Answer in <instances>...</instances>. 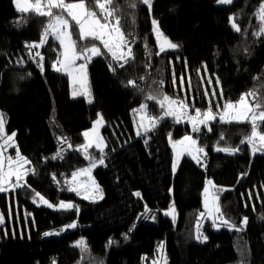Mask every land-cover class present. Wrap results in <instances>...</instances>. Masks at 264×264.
<instances>
[{
	"label": "trees",
	"instance_id": "16d2710c",
	"mask_svg": "<svg viewBox=\"0 0 264 264\" xmlns=\"http://www.w3.org/2000/svg\"><path fill=\"white\" fill-rule=\"evenodd\" d=\"M86 3L99 12L95 0ZM131 3L136 4L134 9L129 7ZM260 3L152 0L150 12L140 0H115L113 7L120 9L117 15L135 59L115 72L109 64L115 67L116 62L105 51L92 59L88 65L92 101L86 103L81 98L70 99L67 76L50 70L59 55L58 44L50 35L39 48L25 46L40 42L48 18L18 12L12 0H0V111L6 114L7 129L16 132L17 146L30 161L29 169L34 170L26 176L25 187L0 193V212L8 226L16 208L31 215L29 234L23 227L20 236L15 226V237L10 232L8 238L3 235L0 264H140L143 255H153L159 240L165 241L167 264H264V152L251 157L250 147L241 144L250 135L251 125L215 119L207 127L201 126L192 135L196 147L204 148L206 155L200 154L201 163L194 159L192 163L181 154L175 172L169 134L173 142L180 141L191 133L189 125L168 117L141 138L135 137L132 125L133 109L142 102L149 105V115L162 112L154 101L145 99L150 92L162 91L172 97L178 90L182 95L179 71L187 96L204 108L212 86L222 102L236 101L252 90L264 96V35L253 34L260 27L255 15ZM230 17L236 18L240 32L232 29ZM153 19L179 45L177 49L156 55L159 48ZM71 23L78 51L98 44L92 39L81 41L78 28ZM37 52L43 56V71ZM172 69L177 90L170 79ZM129 80L137 87L129 86ZM98 112L104 119L105 164L94 175L103 198L88 202L68 191L66 181L89 162L74 148L83 142L82 133ZM64 137L67 143L61 145L58 138ZM227 146L239 151L232 155L216 151ZM181 147L177 145L176 152ZM60 148L63 158L52 159ZM88 151L99 158L95 149ZM205 179L214 184L212 191L225 218L240 227L246 217L247 224L238 232L212 231L210 223H205L201 231L207 239L197 243ZM137 192L140 196L134 195ZM36 193L52 203L71 201L78 212L36 206ZM172 203L176 226L160 212ZM151 215L153 222L143 220ZM72 221L76 222L74 229L41 237L45 229ZM80 239L86 242L87 253L73 247ZM109 240L113 241L110 246Z\"/></svg>",
	"mask_w": 264,
	"mask_h": 264
},
{
	"label": "snow or ice",
	"instance_id": "6c2138e0",
	"mask_svg": "<svg viewBox=\"0 0 264 264\" xmlns=\"http://www.w3.org/2000/svg\"><path fill=\"white\" fill-rule=\"evenodd\" d=\"M16 4L17 11L21 13L32 12L36 15L47 17V23L41 35V40L39 43L26 44L27 48L34 49L39 48L45 44L49 35L53 36L63 49L62 55L63 59L57 58V61L53 63L52 67L55 71L60 72L63 70L66 72L70 78L75 79L74 73H78L86 81V65L90 62L92 57L102 55V50L93 44L90 47H84L82 50H77V42L73 39V24L71 21L75 22V27H78L79 30V39L85 41L89 38L92 40H98L102 45L104 50L111 56L112 61H115V67L113 64H109L110 71L115 72L116 68H124L125 65L129 64L130 61L135 59L133 49L129 46V41L126 38L125 33L122 31L121 27V18L117 15L120 11L118 7H113L115 0H95V8L99 9V12L90 8L86 0H79V2H66V0H35L34 3H21V0H13ZM141 3L146 5L151 12L152 9V0H140ZM220 4H231L233 0H217ZM131 8H135L136 4L131 3L129 5ZM67 13V17L64 15ZM256 18L260 24L259 30L253 33L256 36L264 35V0H261L259 8L255 13ZM70 17V20L68 19ZM25 19L27 17H24ZM230 24L234 31L240 32L241 28L236 22L235 17H230ZM153 32L156 37L157 46L159 51L156 55H159L162 52H165L168 49L175 50L179 47L176 43H173L169 40L160 30L158 22L153 19L152 21ZM134 42V41H133ZM147 48V45H145ZM90 53V55H88ZM31 55V52L29 53ZM36 56L40 57L39 66L41 71H43V56L39 52L36 53ZM77 60H83L84 63L76 65ZM23 78V77H22ZM144 79V77H141ZM175 82V81H174ZM219 81H217V84ZM183 84V80L181 81ZM128 85L132 87H137L135 81L129 80ZM159 88H163V81L159 82ZM143 92V89H139ZM73 96L81 94L77 90H73ZM84 94L89 96L87 88L84 89ZM207 95V93H205ZM215 95V94H213ZM147 101H154L161 109L162 114L160 116H151L147 113L149 107L148 104L142 103L138 109H133L134 113L140 114V122L137 125V135H146L147 133L153 132L160 121L166 117H174L176 123H180L183 118L192 124L193 132L201 131L200 126L205 127L208 124L219 118L221 123H232V122H244L251 125V133L241 140V144H247L252 153L256 154L257 152H264V133L261 132V128H264V96L259 95L256 90L249 91L248 93L243 94L240 97V100L237 103L226 102L222 110H218L216 113L209 108L207 111L201 112L199 109H195V115H188V107L185 101L180 99H174L162 93V91L154 90L145 96ZM234 113V114H233ZM6 114L0 112V193H6L9 191H15L18 188L25 187L26 184H22L21 181L29 174L31 171L34 174L33 169H26L25 165H28L30 161L24 157L19 151L18 146L15 143L16 133L7 134L6 132ZM103 126V117L98 114V119L94 122L93 128L90 131H85L83 136L85 137L86 143L79 146L76 150L82 151L85 159L89 161V167L84 169H79L76 172L72 173V180L66 181L67 190L75 191L77 195H82L83 198H90L89 195H85L77 190L73 186V182L76 181L77 177L83 174L91 173L93 168H96L98 165L105 164V141L102 136L99 135V127ZM211 130V129H209ZM91 136V139L89 137ZM61 145L67 143V138H58ZM221 139H224V136L221 135ZM169 140L172 144L174 152L177 151V145L182 146L181 152L187 150L188 154L192 156V159L196 160L197 163H201L200 154H205L204 148L196 147L197 141L193 139L192 136H184L182 140L173 142L171 140V134H169ZM258 142V143H257ZM147 143V140H145ZM95 146L99 151L100 156L97 159L92 153L88 151L89 148ZM68 147L71 148L72 145L69 143ZM8 148H15V156H6L5 153ZM216 151L225 152L229 155L235 154L239 151V148H233L230 146L227 147H217ZM63 148L58 149L55 156L52 159L63 158L62 157ZM195 153V154H194ZM179 155V153H178ZM174 158L173 160V171L175 172L179 159ZM12 177H15V182H12ZM55 179V177H53ZM93 186L95 187L96 197L99 199L103 198L102 190L98 185L95 184V181H92ZM206 185H212V182L209 180L206 182ZM215 187L214 185H212ZM218 191H223L220 189ZM208 187H205V210L208 212V215L212 216L213 211L209 210L208 207ZM134 195L140 196V193H135ZM36 197H39L37 200ZM93 197V198H96ZM218 199V196L216 197ZM33 203L37 206L45 205L48 208H52L56 211H69L75 209L78 212V208L72 203H66L60 201L59 204H52L47 199H45L39 193H36L33 198ZM149 209L145 206V213ZM175 212L174 206H170L169 210L165 212V215H173ZM204 213L200 214V217H204ZM147 218V217H145ZM199 219L197 221V236L196 239L200 242L206 241L207 237L203 236L199 231ZM264 219V217H262ZM219 220L220 224L224 227H227L230 231H243V227L247 224V218L245 217L240 227L234 226L229 220H227L224 214L221 212L219 206L214 208V218H213V227H217L216 221ZM4 223V217L0 214V225ZM76 224L67 225L65 228H61L59 231L55 232H45L43 235L53 236L59 235L61 232L65 231L68 228H75ZM131 231V229H130ZM127 239V237H125ZM113 243L112 240H109V246ZM73 247L79 248L81 253H87L88 248L86 242L81 239L75 242ZM164 245L161 243L158 245V252H163ZM163 258V257H162ZM165 264H167L166 258ZM55 264V261L53 262ZM153 264H158L157 261H153Z\"/></svg>",
	"mask_w": 264,
	"mask_h": 264
},
{
	"label": "rangeland",
	"instance_id": "374dc122",
	"mask_svg": "<svg viewBox=\"0 0 264 264\" xmlns=\"http://www.w3.org/2000/svg\"><path fill=\"white\" fill-rule=\"evenodd\" d=\"M13 1V0H12ZM35 2V0H21V3L22 4H24V3H34ZM76 2H79V1H76ZM218 4H220V3H218ZM13 5H14V7H15V9L17 10V7H16V4L13 2ZM221 5V4H220ZM19 12V11H18ZM64 15L67 17V13H64ZM69 20H70V17L68 18ZM74 22V21H73ZM75 23V22H74ZM78 28V27H77ZM78 33H79V30H78ZM50 37L58 44V47H59V55H58V57L60 58V59H63V57H62V55H60L62 52H63V49L61 48V46H60V44H59V41H57L53 36H51L50 35ZM89 39H91V38H89ZM98 44H95L97 47H99L102 51H105L106 53H107V51L106 50H104V48H103V45L98 41V40H95ZM92 46V45H91ZM129 46L131 47V45L129 44ZM88 47H90V46H88ZM108 54V53H107ZM88 55H90V53L88 54ZM109 55V54H108ZM101 56V55H100ZM96 57H98V56H94V57H92V59H94V58H96ZM111 57V56H110ZM91 59V60H92ZM91 60H90V62H91ZM57 61V60H56ZM55 61V62H56ZM90 62L89 63H87V65H86V69H85V72H86V81L82 78V77H80L79 76V74L78 73H74V77H75V79H73V78H70L69 77V75L66 73V72H64L63 70H61L60 72H57V71H55L54 69H53V67H52V65H53V63L51 64V66H50V70L51 71H53V72H57V73H62V74H64V75H66L67 76V79H68V90H69V98L70 99H72V100H75V99H84L85 100V102L86 103H90L89 102V96L87 95V94H84V89L85 88H87V90H88V92H90V99H91V101H92V96H91V88H90V80H89V73H88V65L90 64ZM82 63H84V61L83 60H77L76 61V65H79V64H82ZM179 77H180V85H181V91H182V95H179V91L177 90V88H176V85H177V78H176V76H175V72H174V70L172 69V71H171V73H170V79H171V81H172V83H173V86L176 88V96H172V98H174V99H180V100H183V101H185V103L187 104V105H189V107H188V115H190V116H194L195 115V109H199L201 112H203V111H207L209 108H211L212 109V111L214 112V113H216L218 110H222L223 109V106H224V104L226 103V102H222L220 99H219V97L217 96V94H216V91H215V89L213 88V86L211 87V92H210V95H207V107H201L200 105H197L196 103V100L194 99V97L193 96H190V97H188L187 96V94H186V90H185V88H184V82H183V84H181V81L183 80V78H182V74H181V72L179 71ZM175 81V82H174ZM77 90L78 92H80L81 94H79V95H76V96H73V90ZM213 94H215V95H213ZM243 94H245V93H242V95ZM241 95V96H242ZM240 96V97H241ZM240 100V98L238 99V100H236V101H231L232 103H237L238 101ZM142 103H146V102H142ZM142 103H140L139 105H137L136 107H134V109H138L139 108V106L142 104ZM1 112V111H0ZM147 113H148V111H147ZM98 114H100L101 115V113L100 112H98L97 114H96V116H95V118H94V120L92 121V123H91V125H90V127H88L87 129H85L84 131H83V133L85 132V131H90L92 128H93V124H94V122L98 119ZM162 114V112L158 115V116H160ZM234 114V113H233ZM102 116V115H101ZM171 117V116H170ZM166 118H168V117H166ZM217 119H219L218 117H217ZM139 122H140V114H137V113H134V112H132V125H133V132H134V135H135V137L136 138H141V137H145L146 135H140V136H138L137 135V125L139 124ZM235 122V121H234ZM181 123H186V124H188L189 125V127H190V130H191V133H189V134H187L188 136H192L193 137V135H192V133H193V130H192V124L187 120V118L185 117V118H183L182 120H181ZM103 126H104V119H103ZM103 126H100L99 127V135L100 136H102V134H101V130H102V128H103ZM201 126H203V125H201ZM200 126V127H201ZM6 132H7V134H11V133H13V132H15L14 130H8L7 129V127H6ZM16 133V132H15ZM82 133V134H83ZM186 136V135H185ZM184 137V136H183ZM183 137L181 138V140L183 139ZM89 139H91V136L89 137ZM193 139H195L194 137H193ZM15 143H16V139H15ZM86 143V141H85V137L83 136V142L79 145V146H81V145H84ZM258 143V142H257ZM106 144V143H105ZM16 145H17V143H16ZM79 146H77V147H75L74 148V150H76ZM91 148H93V149H95L97 152H99L96 148H95V146L93 145V147H91ZM91 148H89V149H91ZM88 149V150H89ZM20 151V150H19ZM77 151V150H76ZM79 152H81L82 153V151H79ZM178 153H180L179 154V156L181 155V154H184L188 159H191L192 160V156L191 155H189L188 154V152H187V150H185V151H183V152H178ZM259 153H261V152H257L256 154H259ZM5 155L6 156H15V148H8L7 149V151H6V153H5ZM250 155H251V157H253L255 154H253L252 153V151H251V149H250ZM24 156V155H23ZM25 157V156H24ZM97 158V157H96ZM97 159H99V158H97ZM179 159V158H178ZM29 164L28 165H25V168L26 169H29ZM98 166H100V165H98ZM97 166V167H98ZM87 167H89V162H88V164L86 165V166H83V167H81V168H79V169H84V168H87ZM96 167V168H97ZM96 168H93L92 169V171H91V173H90V175L89 174H83V175H80L79 177H77V179H76V181H74L73 182V186L74 187H76L77 188V190L79 191V192H81V193H83V194H85V195H89V197L90 198H88V199H85V198H83V196L82 195H77V192H75V191H70V192H72V193H74L78 198H80V199H82V200H85V201H88V202H99V201H101L102 199H99L98 197H96V194H95V187L93 186V184H92V181H95V184L96 185H98V182H97V180H96V178H95V175H94V170L96 169ZM79 169H77V170H79ZM76 170V171H77ZM76 171H74V172H76ZM73 173V172H72ZM26 178V177H25ZM25 178H24V180L23 181H21V183L23 184L24 182H25ZM12 179V182H15V177H12L11 178ZM69 180H72V174H71V176L68 178V181ZM207 181H209L208 179H205V181H204V186H203V189H202V193H201V208H202V211L199 213V215H198V218H200L199 219V225H200V227H199V231H200V233H202L203 234V236H205L206 237V235H205V233L203 232V231H201V228L203 227V225L205 224V223H210V228H211V230L212 231H218V230H220L221 228H226V229H228L227 227H224V226H222L221 224H220V221L219 220H217L216 221V223H217V227H213V218H214V208L216 207V206H219V202H218V199H216V197H217V195L215 194V193H213V191H212V189L214 188L212 185H214V184H212V185H206V182ZM99 186V185H98ZM208 187V194H207V200H208V207H209V210H212L213 211V215L212 216H210V215H208V212H206V210H205V199H206V196H205V187ZM68 187V186H67ZM100 188V187H99ZM9 192H11V191H9ZM6 193H8V192H6ZM93 197H96V198H93ZM37 198V200L39 199V197H36ZM45 198V197H44ZM46 199V198H45ZM48 200V199H47ZM49 201V200H48ZM61 201H64V202H66V203H72L71 201H65V200H61ZM50 202V201H49ZM59 202L60 201H58L57 203H52V202H50V203H52V204H54V205H56V204H59ZM16 204V206H17V202L15 203ZM35 204V203H34ZM72 204H74V203H72ZM36 206H37V204H35ZM41 207H46V208H48L47 206H45V205H40ZM170 206H174V204L172 203ZM170 206H168L167 208H165V209H161L160 210V212L162 213V214H164L165 215V212H167L168 210H169V207ZM220 207V206H219ZM174 208H175V206H174ZM49 209H51V210H53L52 208H49ZM56 211V210H55ZM62 211V210H61ZM201 213H204L205 215H204V217H200V214ZM0 214H1V212H0ZM165 216H167L170 220H171V222H172V224L174 225V226H176L177 225V213H176V209H175V212H174V214L173 215H165ZM146 216H144V219L143 220H145V221H151V222H153L154 221V216L153 215H151L150 217H148V218H145ZM9 226L6 224L7 222H6V220L4 219V223L2 224V225H0V240L2 239V237H3V235H4V238H8V235H9V232H10V234L12 235V237H15V230H16V227H17V231H18V233H19V235L20 236H22V234H23V227H24V230H25V232H27L28 234H29V224L31 223V215H30V213L28 212V211H26V210H23V211H19V209L18 208H16L14 211H13V213L9 216ZM73 222H75V221H72L71 223H69V224H72ZM69 224H65V225H60V226H56V227H50V228H47V229H45L43 232H42V235H41V237L43 238V239H45V238H50V237H53V236H58V235H53V236H47V237H45L43 234L45 233V232H55V231H59L61 228H65L67 225H69ZM75 224H76V222H75ZM16 226V227H15ZM72 229H74V228H68V229H66L65 231H63V232H61L60 234H62V233H64V232H66V231H68V230H72ZM59 234V235H60ZM196 236H197V223H196V232H195V240H196V242L197 243H204V242H200V241H198L197 239H196ZM81 240V239H80ZM161 243H163V245H164V248H163V252L161 253V252H158L157 251V249H158V245H160ZM75 244V242L73 243V245ZM163 257V258H162ZM164 258H166V261H167V257H166V244H165V241L164 240H159L157 243H156V245H155V248H154V252H153V255L152 256H149V255H143V257H142V260H141V262H140V264H153V261H157L158 262V264H165V259Z\"/></svg>",
	"mask_w": 264,
	"mask_h": 264
},
{
	"label": "water",
	"instance_id": "95a60500",
	"mask_svg": "<svg viewBox=\"0 0 264 264\" xmlns=\"http://www.w3.org/2000/svg\"><path fill=\"white\" fill-rule=\"evenodd\" d=\"M162 53H163V52H162ZM179 154H180V153H179ZM194 154H195V153H194ZM177 155H178V152H174V158H177ZM178 157H179V155H178ZM183 157H184V156H183ZM190 161H191L192 163H194L193 160L190 159Z\"/></svg>",
	"mask_w": 264,
	"mask_h": 264
}]
</instances>
